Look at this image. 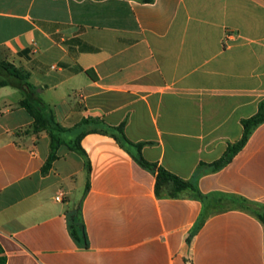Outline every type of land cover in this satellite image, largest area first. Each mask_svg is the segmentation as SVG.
<instances>
[{"label":"crops","instance_id":"obj_1","mask_svg":"<svg viewBox=\"0 0 264 264\" xmlns=\"http://www.w3.org/2000/svg\"><path fill=\"white\" fill-rule=\"evenodd\" d=\"M0 60L85 153L63 145L43 173L51 137L0 86V264H264V224L240 205H264V123L210 167L264 102V0H0ZM123 123L196 191L158 193L111 135Z\"/></svg>","mask_w":264,"mask_h":264},{"label":"trees","instance_id":"obj_2","mask_svg":"<svg viewBox=\"0 0 264 264\" xmlns=\"http://www.w3.org/2000/svg\"><path fill=\"white\" fill-rule=\"evenodd\" d=\"M143 1L146 3H151L153 0ZM88 74L92 76V78H96V76L93 75L92 71H88ZM0 77H2V80L0 81L1 87L11 86L23 92L24 99L22 100L21 105L34 119V133L39 134L42 132H46L51 137V153L43 168V173H47L52 168L54 162L58 159V150L63 145H67L71 150L77 151L81 154H85L84 150L81 147V140L84 135L80 136L72 142H66L63 139V134L66 133L67 130L55 120L54 116L51 113H47L46 104L38 96L36 88L30 83V75L26 71L17 68L15 65L9 62L0 60ZM263 123L264 102L260 104L259 112L255 116L243 120L242 124L244 127V136L242 140L237 144L229 145L224 157L219 161L211 164L210 167H212L214 171H218L225 167L228 163H230L233 157L246 145L253 132ZM124 127L125 123L118 127H112V129L110 130L111 135L124 148L129 150V152L133 155L134 159L141 167L156 175V189L158 193L161 187L167 185L171 186L172 190L174 191L171 195H176L178 192L188 189L196 191L195 182L183 180L170 173L163 167L158 166V164L147 161L142 154V149L146 145V143L136 144L130 141L125 135ZM240 205L242 206V208L256 216L264 224L263 204L241 200ZM70 226L75 237L78 236L77 228H80L87 242L84 225L81 222L79 211L75 216L71 218Z\"/></svg>","mask_w":264,"mask_h":264},{"label":"built area","instance_id":"obj_3","mask_svg":"<svg viewBox=\"0 0 264 264\" xmlns=\"http://www.w3.org/2000/svg\"><path fill=\"white\" fill-rule=\"evenodd\" d=\"M64 199V194L63 193H60L58 197H56V200L57 201H63Z\"/></svg>","mask_w":264,"mask_h":264},{"label":"rangeland","instance_id":"obj_4","mask_svg":"<svg viewBox=\"0 0 264 264\" xmlns=\"http://www.w3.org/2000/svg\"><path fill=\"white\" fill-rule=\"evenodd\" d=\"M1 80H2V77H0V81H1ZM46 111H47V113H50L48 109H47ZM68 138H70V137L67 136V135H65V139H68Z\"/></svg>","mask_w":264,"mask_h":264}]
</instances>
